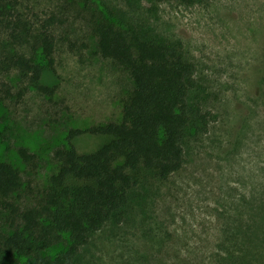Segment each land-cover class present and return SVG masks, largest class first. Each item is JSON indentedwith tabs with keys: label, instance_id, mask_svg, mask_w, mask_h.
Here are the masks:
<instances>
[{
	"label": "rangeland",
	"instance_id": "rangeland-1",
	"mask_svg": "<svg viewBox=\"0 0 264 264\" xmlns=\"http://www.w3.org/2000/svg\"><path fill=\"white\" fill-rule=\"evenodd\" d=\"M86 1L119 25L181 40L197 65L190 102L208 119L188 134L181 170L165 180L137 173L127 218L95 232L76 264H264V0H0L2 64L33 57L42 20L63 18L52 27L54 65L39 81L46 89L32 71L0 66V156L23 169V203L41 197L69 131L120 120L133 88L99 52ZM18 23L23 40L12 35ZM107 139L86 133L73 142L86 153ZM20 146L37 155L34 166L22 163ZM2 223L0 214V231Z\"/></svg>",
	"mask_w": 264,
	"mask_h": 264
},
{
	"label": "trees",
	"instance_id": "trees-1",
	"mask_svg": "<svg viewBox=\"0 0 264 264\" xmlns=\"http://www.w3.org/2000/svg\"><path fill=\"white\" fill-rule=\"evenodd\" d=\"M86 2L99 52L130 74L133 88L123 99L120 120L69 131L66 144L56 151V169L35 203L21 200V166L0 156V214L5 225L0 231V264H76L95 232L127 218L139 184L137 173L150 170L165 180L181 170L188 134L207 123L208 112L190 102L197 65L183 42L143 33L128 21L119 25ZM59 23L60 15L45 17L33 36L34 56L14 54L6 63L0 60V66L32 71L39 84L44 68L55 62L52 27ZM17 25L20 31L12 35L23 40L24 25ZM86 133L108 139L96 150L80 153L73 140ZM17 154L22 163L35 165L37 155L28 147L20 146Z\"/></svg>",
	"mask_w": 264,
	"mask_h": 264
}]
</instances>
